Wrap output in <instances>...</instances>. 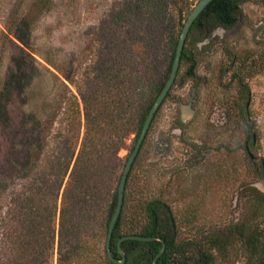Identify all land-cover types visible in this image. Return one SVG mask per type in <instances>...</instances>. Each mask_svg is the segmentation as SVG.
<instances>
[{"label":"rangeland","instance_id":"1","mask_svg":"<svg viewBox=\"0 0 264 264\" xmlns=\"http://www.w3.org/2000/svg\"><path fill=\"white\" fill-rule=\"evenodd\" d=\"M197 1L149 0L151 8H147L145 0H51L47 9L34 15L30 12L33 0H1L0 98L20 63L24 77L13 100L0 112V264H18L15 248L20 243L31 264H57L61 243L63 249L69 243V236L65 242L60 240V197L78 147L63 176L54 216L36 217L28 226L27 242L18 241L15 234L6 239L5 234L17 224L16 201L43 191L51 178L50 162L65 149L61 138L74 97L81 108L74 84L109 48L115 57L114 48L140 24L152 43L154 82L161 81L185 16ZM239 6L236 25L216 27L206 39L195 33L188 41L194 72L188 75L190 63H181L129 182L134 212L140 201L164 200L176 220L178 239L191 240L201 232L222 229L248 213L253 201L242 190L244 186L253 184L264 192L260 173V161H264V0H243ZM27 11L32 23L27 45H23L29 54L25 59L12 46L13 36L4 33L6 22H18ZM238 75L245 87H240ZM244 88L249 90L247 99L242 98ZM191 95L192 115L183 120L181 107ZM241 108L247 110L246 123ZM134 136L129 135L128 148L118 151L122 161ZM121 167L111 178L110 193L118 186ZM102 196L98 194L96 205L90 207L86 229L88 242L100 253L105 242ZM218 264H245V259L240 254L218 259Z\"/></svg>","mask_w":264,"mask_h":264},{"label":"trees","instance_id":"2","mask_svg":"<svg viewBox=\"0 0 264 264\" xmlns=\"http://www.w3.org/2000/svg\"><path fill=\"white\" fill-rule=\"evenodd\" d=\"M50 1L33 0L30 12L34 15L39 14L48 8ZM241 1L243 0H211L195 18L187 33L179 64L180 67L182 62L190 63L188 75H192L195 68L194 55L187 47L192 35L198 33L206 39L216 27L228 29L236 25L240 18ZM148 2L149 0H145L144 5L151 8ZM30 12L27 11L18 22H13V19L6 22L7 34L4 33L5 37H9V34L13 36L14 39H10L12 46L17 48L19 55L25 59L29 57L23 45H27V33L32 23L29 19ZM147 32L140 24L135 32L130 34L129 39L125 38L119 47L114 48L115 57L111 56V48H109L95 67L86 69L82 78L74 84L81 108L74 97L73 104L67 110L68 119L61 138L65 143V149L50 162L51 178L45 184L43 191L39 195L34 193L16 201L14 212L17 213L15 217L17 224L6 231V239L15 234L18 241L27 242L31 232V227L28 230V226L32 225L36 217L41 216L43 219L51 214L54 216L55 201L59 195L63 176L78 147L69 178L60 197V240L65 242V236H69L70 239L64 249L61 243L57 264H152L154 256L162 246L159 240H122L120 249L125 257L122 263L111 261L106 247L109 222L117 203L118 186L110 193L111 178L121 165L120 181L123 168L149 108L169 75L178 39L177 37L174 42L171 62L165 77L159 82H154L155 69L151 57L153 48L152 43L147 41L149 39ZM20 64L13 69L2 90L0 112L13 100L14 93L21 86L24 72ZM236 79L240 87H245L241 76H236ZM243 91L242 98L247 99L249 90L244 88ZM168 96L169 92L165 99ZM241 115L246 123L245 119L248 115L246 108H241ZM245 132L249 136L246 127ZM132 133L135 134L134 143L129 148L125 160L122 161L118 151L121 148H128L126 141ZM253 141L252 135L251 142ZM140 149L128 173L122 207L109 240L108 247L113 258L117 261L122 259L117 247L119 238L135 234L156 236L164 240V250L155 264H218V259L226 260L240 254L243 255L245 264H264V192L262 190L253 184L242 188L249 194L253 204L249 212L237 221L206 234L201 232L202 234L191 240L178 239L176 220L170 206L164 200L152 198L140 201L137 204V213L134 204L129 202V182ZM98 194L103 195L102 198L104 202L106 201L103 202L105 242L102 253L98 251L96 245L88 242L86 231L89 210L96 205L94 199ZM16 249L17 263L31 264L22 254L24 247L21 243L16 245L15 251Z\"/></svg>","mask_w":264,"mask_h":264},{"label":"water","instance_id":"3","mask_svg":"<svg viewBox=\"0 0 264 264\" xmlns=\"http://www.w3.org/2000/svg\"><path fill=\"white\" fill-rule=\"evenodd\" d=\"M210 1L211 0H198L195 3V5L191 8L189 13L187 14V17H186L185 21L183 22V25L181 27V30H180V33H179V36L177 39V43H176V47H175V53H174V57H173V61L171 64L169 75H168L162 89L160 90V92L158 93V95L156 96L152 105L149 108V111H148V113L144 119L140 133H139L137 140L135 142V145H134L130 155L128 156V159H127L125 166L123 168V171H122V174L120 177V181L118 184V188H117V203H116L114 212L111 216V220L109 222L108 233H107V238H106L107 255H108V258L113 262L122 263L124 261L125 257H124L123 251L120 249V243L122 240H125V239L140 240V241L159 240L162 243V246H161L159 252L154 256V258L152 260V264H155L157 258L162 254V252L164 250L165 242L160 237H156V236L148 237V236H140V235H135V234L125 235V236H122L121 238H119V240L117 242L118 252L122 255V259L117 261L115 258L112 257L111 251H110L108 246H109V240L111 237V233H112L114 224L117 220V217H118L120 210H121V207H122L123 198H124L125 183H126L127 176H128L129 171H130L131 165H132V163H133V161H134V159H135V157H136V155H137V153H138V151H139V149L143 143V140H144L146 134L148 135V133H149V130H150L149 126H150V123H151L157 109L159 108V106L161 105L163 100L165 99L168 92H169V96H170L172 85L174 84V81H175V78H176V75L178 72V68H179V64H180V57H181V53H182V49H183V46L185 43L187 33H188L193 21L195 20V18L199 15V13L204 9V7ZM194 89L195 88H193V90ZM192 101H193V95L190 96L188 104L181 107L182 113H183V116H182L183 120H186L187 118H189L192 115V107H191ZM157 113H156V115H157ZM156 115H155V117H156ZM155 117L153 119V122L155 120ZM153 122H152V124H153ZM152 124H151V126H152ZM147 131H148V133H147ZM246 150H247V153H248L250 159L253 160L254 156L250 152L248 146H246ZM260 173H261V179L264 180V161L263 160L260 161Z\"/></svg>","mask_w":264,"mask_h":264},{"label":"flooded vegetation","instance_id":"4","mask_svg":"<svg viewBox=\"0 0 264 264\" xmlns=\"http://www.w3.org/2000/svg\"><path fill=\"white\" fill-rule=\"evenodd\" d=\"M222 28H224V27H222ZM209 37V36H208Z\"/></svg>","mask_w":264,"mask_h":264}]
</instances>
